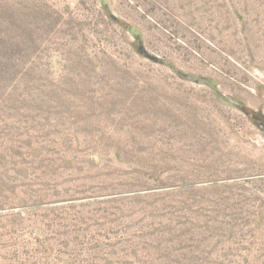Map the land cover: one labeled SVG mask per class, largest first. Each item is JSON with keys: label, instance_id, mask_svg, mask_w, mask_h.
<instances>
[{"label": "rangeland", "instance_id": "1", "mask_svg": "<svg viewBox=\"0 0 264 264\" xmlns=\"http://www.w3.org/2000/svg\"><path fill=\"white\" fill-rule=\"evenodd\" d=\"M0 264H264V0H0Z\"/></svg>", "mask_w": 264, "mask_h": 264}]
</instances>
